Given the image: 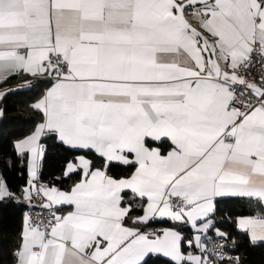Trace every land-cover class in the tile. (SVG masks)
<instances>
[{
  "label": "snow or ice",
  "instance_id": "snow-or-ice-1",
  "mask_svg": "<svg viewBox=\"0 0 264 264\" xmlns=\"http://www.w3.org/2000/svg\"><path fill=\"white\" fill-rule=\"evenodd\" d=\"M14 80L0 100L34 91L37 121L0 170V203L26 208L13 264H242L239 237L264 246V0H0ZM49 141L70 158L45 180Z\"/></svg>",
  "mask_w": 264,
  "mask_h": 264
},
{
  "label": "trees",
  "instance_id": "trees-1",
  "mask_svg": "<svg viewBox=\"0 0 264 264\" xmlns=\"http://www.w3.org/2000/svg\"><path fill=\"white\" fill-rule=\"evenodd\" d=\"M20 83L22 81L14 80L11 85L0 87H11ZM34 97V91L12 92L0 100V109L4 110L3 116H0V170L6 168L7 161L15 162L12 154L13 142L30 133L37 121V114L30 107ZM68 158L70 153L64 147L49 141L42 169L44 179L59 176ZM6 175L16 186L22 185L27 179L26 173L21 174L18 167L8 168ZM64 183L69 184L71 181L66 180ZM221 207L222 210L233 214L240 210V205L233 201H228ZM25 209L23 204L0 203V264H13L11 253L17 243ZM237 247L239 250L235 253L240 256L242 264H264V246H251L243 237H239Z\"/></svg>",
  "mask_w": 264,
  "mask_h": 264
},
{
  "label": "built area",
  "instance_id": "built-area-1",
  "mask_svg": "<svg viewBox=\"0 0 264 264\" xmlns=\"http://www.w3.org/2000/svg\"><path fill=\"white\" fill-rule=\"evenodd\" d=\"M25 211H26V209L24 210V212H25ZM233 255H238V254L234 252Z\"/></svg>",
  "mask_w": 264,
  "mask_h": 264
},
{
  "label": "crops",
  "instance_id": "crops-1",
  "mask_svg": "<svg viewBox=\"0 0 264 264\" xmlns=\"http://www.w3.org/2000/svg\"><path fill=\"white\" fill-rule=\"evenodd\" d=\"M2 88H4V87H0V89H2Z\"/></svg>",
  "mask_w": 264,
  "mask_h": 264
}]
</instances>
